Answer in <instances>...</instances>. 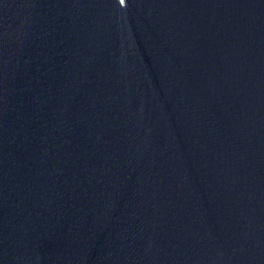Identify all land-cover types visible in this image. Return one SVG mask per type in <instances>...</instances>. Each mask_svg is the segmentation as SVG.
<instances>
[{"label": "water", "instance_id": "water-1", "mask_svg": "<svg viewBox=\"0 0 264 264\" xmlns=\"http://www.w3.org/2000/svg\"><path fill=\"white\" fill-rule=\"evenodd\" d=\"M0 264H264V0H0Z\"/></svg>", "mask_w": 264, "mask_h": 264}]
</instances>
